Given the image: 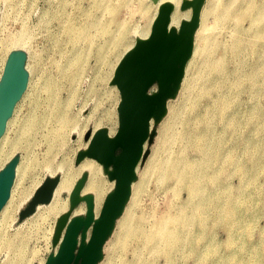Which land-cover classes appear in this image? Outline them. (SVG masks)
<instances>
[{"label":"rangeland","instance_id":"rangeland-1","mask_svg":"<svg viewBox=\"0 0 264 264\" xmlns=\"http://www.w3.org/2000/svg\"><path fill=\"white\" fill-rule=\"evenodd\" d=\"M250 2L264 9V0H201L206 30L194 42L204 49L179 61L180 77L152 118L133 190L94 264H264V38L258 36L264 23L237 22ZM209 5L212 15L205 18ZM154 6V0H0V82L14 40L23 44L27 68L26 93L0 144V172L23 167L14 200L22 188L30 194L36 186H57L63 175L72 178L58 194L56 213L34 208V192L0 219V264H47L71 220L83 223L77 250L87 244L115 178L112 163L86 150L96 132L112 136L119 129L114 70L147 32ZM187 41L191 47V33ZM221 56L223 69L215 73L211 64ZM90 162L98 166L99 201L84 190L91 172L83 165ZM173 173H195L200 183L195 199L183 204L188 220L179 232L187 242L177 246L147 235L159 215L177 213L187 200ZM127 210L141 224L131 235L123 226ZM88 214L90 225L83 222Z\"/></svg>","mask_w":264,"mask_h":264},{"label":"water","instance_id":"water-1","mask_svg":"<svg viewBox=\"0 0 264 264\" xmlns=\"http://www.w3.org/2000/svg\"><path fill=\"white\" fill-rule=\"evenodd\" d=\"M200 5L201 0L191 2L192 19L190 23L182 24L177 33L166 31L170 9L163 7L149 38L138 44L120 62L114 77V83L121 93L118 134L114 141H110L105 132L98 131L86 150L88 157L104 165L113 164L115 189L106 200L97 221L92 223L91 214L83 221L86 225L92 223L87 244L77 250V237L83 223L74 220L65 231L57 254L47 264H94L95 256L128 196L134 168L142 155V145L148 137L149 119L164 108L172 85L180 77L178 63L190 53L187 37L195 26ZM24 60L23 53H11L4 67L0 82V136L15 102L26 86ZM154 83L158 87L157 97H146L147 90ZM116 147H120L118 153L115 152ZM12 173L11 166L0 172V209L8 197ZM50 185L52 184L48 183L39 190L44 199L48 197ZM74 194L76 189L72 191V195Z\"/></svg>","mask_w":264,"mask_h":264},{"label":"bare ground","instance_id":"bare-ground-1","mask_svg":"<svg viewBox=\"0 0 264 264\" xmlns=\"http://www.w3.org/2000/svg\"><path fill=\"white\" fill-rule=\"evenodd\" d=\"M183 1L190 2V1H193V0H154L155 10H154L153 16L151 17V20L149 22L150 24H149V26L147 28V32H145V33L143 32V33L139 34V36L137 37V40L121 56L119 62L117 63V65L115 67L114 77H115L116 71H117L118 66H119L120 62L122 61V59L127 54L132 52L133 49L138 44L145 42L149 38L151 30H152V27H153V24L155 23V21H156V19L158 17V14H159L160 10L163 7H168L170 9L168 22H167V25H166V31L167 32L174 31L175 33H177L179 28H180V26L182 24L190 23V21L192 19V14H193L192 13V8L190 7L188 9H186V10H182L180 5H181V3ZM211 1H213V0H211ZM204 5L200 6L199 9H198L196 23H195V26H194V28H193V30L191 32L192 41H191L190 54H189V57H188V61L192 60L193 57L198 52H201L204 49V47H196V44L194 42L195 37H197V36L201 37L203 35L204 31L206 30V27L202 24L203 23L202 14H203V10H204ZM243 9L244 10H242V12L238 13V18H237V22L238 23H242V21L247 20L249 23L257 24V25L262 24V26H263V23H264V9L263 8H259V7L256 6L255 3H251L250 2V3H247L246 6ZM220 11H221V13L223 12V16H224V6H222L220 8ZM189 14H191L190 18H188ZM209 15H212V5L207 6V10H206V13H205L204 16L206 18ZM220 19H221V17L219 16L216 19H214V22L216 23V22L220 21ZM263 28H264V26L262 27V29L260 30V32L258 34L259 38H261V39L264 38V30H263ZM22 45H23L22 42H20L19 40H14L11 53L21 52L22 48H23ZM249 46H250V48H252L251 44ZM255 46L258 47V50L256 51V52H258V51H260V47L263 46V42H259L258 44H255ZM230 49L233 50V51L238 50V48H230ZM11 53L8 54V56L6 58V61H7L8 57L10 56ZM6 61L4 62V65H3V68H2L1 77L3 75V71H4V67H5ZM223 66H224V57L221 56V57L217 58L211 64V70L213 72H215V73H218V72L222 71ZM23 70H24L25 74L27 75V68L25 67L24 63H23ZM115 86H116L118 92L120 93L116 83H115ZM25 93H26V89L24 88V91L22 92L20 97L17 99V101L20 100L25 95ZM157 95H158V89L157 88L151 87L146 92V97H149V98H155V97H157ZM16 102L14 104L12 112L14 111V108L16 106ZM120 104H121V93H120V99H119V102H118V110L120 108ZM11 116H12V113L6 120L4 131H3V133L0 136V144H1L2 139L4 138V136L6 134L7 129H8V123H9V121L11 119ZM152 118H153V116L150 117L149 122H148V133H149L150 125L152 123ZM118 121H119V112H118ZM118 131H119V129H118ZM118 131H117L116 134H114L112 136L109 133H106L107 138L110 141H114L116 136H117V134H118ZM90 142H91V140H90ZM144 145H145V142L142 145V152L144 150ZM199 150H200V154L205 156L206 150L204 148H202V147H199ZM2 158H3V156H2ZM139 160H138V162H139ZM91 162L90 163H86V164L83 165V167L90 168V172H91V179H90L89 183L87 184V186H86V188L84 190H87V191L88 190H92V191H94V193L96 195V200L99 201L98 198H99V196H100V194L102 192V187H101L100 181L98 180V177L96 176L98 174V172H97V167L98 166L96 167V165L91 163ZM137 165H138V163L136 164V166L134 168V175L136 174ZM22 169H23V167H21L20 165H17V166H15V168L13 170L12 179H11L10 188H9V194H8V197H7L6 201H5V203L3 204L2 208L0 209V219L1 218L6 219V218L11 217V215L13 214L12 210L14 208H16L18 205H20L19 203H25L28 199H30V197L32 196V193H34V192L36 193V199H35L34 208L37 209V208H39L42 205V206H44V208H45V206H48V208H47L49 210L48 213H50L51 210H56V208L58 206V205H56L58 203V201H56V199H58L57 197H59L58 194H59L60 190L63 187H65L66 184H69V182H71V179H72V178H70L71 176L69 174H68L69 176H66V175L64 176L63 175V177L60 179V181H59L57 186L50 185V190H49L48 197L45 198V199L39 193L40 188L42 186L46 185V184H43L40 187L38 186V188L36 186L34 191L32 193H30V194H29V191H27V189L22 188L20 198L19 199L16 198L18 200H14V193H15L14 192L15 191L14 190L15 187L13 185L14 184V179L17 176V174L20 171H22ZM173 174H175V173H173ZM182 174L183 173H179V174H175V175H176V177L178 179V182L180 181L182 183V186L184 187V189L187 190V193H188L187 194V196H188L187 200H186V202L184 201L182 203V205H180V209H179V211L177 213H170V212L166 211V212L162 213L161 215H159V217H157L155 219V221L152 223L151 230L147 231V235L150 238L149 240H153V239L157 238V239L163 240L167 245H172V243H174L175 246H177L178 244H184V243L187 242V239L186 238L183 239L184 236H181V233L179 232L180 225H182L183 223H185L188 220V218L186 217V214H185L186 213V208H185V206L183 204L187 205L188 203H191L193 201V199H195V197L197 196V194L199 192L198 188L200 187V183L198 182L197 175L195 173H189V174H183V175ZM16 181L19 182V180H16ZM133 182H134V177H133V179L131 180V182H130V184L128 186V192H132V190H133L132 189ZM112 193L113 192H111L110 195ZM100 198H101V196H100ZM195 205L198 206L199 204L196 203ZM123 208H124V205H123L122 209ZM195 208H197V207H195ZM122 209H121V211H123ZM56 212H57V210L55 211V213ZM223 212H224V208H223ZM48 213H47V215H48ZM58 213H59V211H58ZM43 215H45V214H43ZM184 216H185V219H184ZM76 218H79V217L77 216ZM136 218L137 217L133 214V212H130L128 210L126 211L125 216L123 218V226H124V228L127 229V234L128 235H131L134 232H136L138 229H140V225L141 224H138V221H140V220L138 218L137 219ZM72 221L73 220H71L68 223L67 227H69V225L72 223ZM96 221H97V218L94 219V222H96ZM189 227H190V225H189ZM231 235L232 234L228 233V239L231 238ZM63 237L60 240L59 248L62 245ZM78 244H79V239L77 237L76 245H78ZM80 244H81L82 248L86 245V243H80ZM59 248H58V250H59ZM58 250H57V252H58ZM57 252L53 255V257L57 254ZM167 261H169V259H167L166 262Z\"/></svg>","mask_w":264,"mask_h":264}]
</instances>
